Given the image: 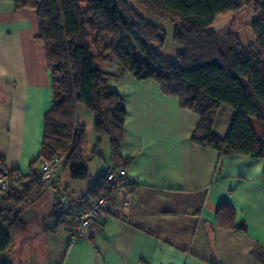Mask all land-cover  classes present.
<instances>
[{"label":"crops","instance_id":"crops-1","mask_svg":"<svg viewBox=\"0 0 264 264\" xmlns=\"http://www.w3.org/2000/svg\"><path fill=\"white\" fill-rule=\"evenodd\" d=\"M38 33L35 10L0 0V158L7 173L23 177L40 154L52 108L53 76ZM124 76L111 88L126 110L119 155L128 160L123 168L132 182L118 199L130 194L132 201L112 206L85 236H74L57 196L86 208L95 179L74 181L62 167L17 220L1 224L11 235L3 258L11 264H264V159L220 157L192 143L195 113L153 80ZM233 115L221 105L213 132L224 138ZM5 197L0 190V202ZM221 203L232 206L233 223L245 230L218 222Z\"/></svg>","mask_w":264,"mask_h":264},{"label":"trees","instance_id":"trees-1","mask_svg":"<svg viewBox=\"0 0 264 264\" xmlns=\"http://www.w3.org/2000/svg\"><path fill=\"white\" fill-rule=\"evenodd\" d=\"M15 8H30L38 18V38L52 79V108L45 114L41 150L27 177L7 173L6 197L0 202V264H11L3 253L11 243L1 226L17 220L19 210L36 199L45 185L36 164L63 156L70 178L85 181L88 169L82 154L85 131L78 121L77 106L83 104L96 117L94 154L106 137L111 148L112 169L124 167L119 146L123 140L126 110L121 95L102 72L109 57L137 80H153L165 95L175 96L181 108L199 117L190 140L214 149L220 157L231 154L264 159V0L250 21L255 42L243 46L231 31L209 30L218 16L236 12V0H12ZM147 16L175 23L176 62L163 59L153 48L164 36ZM234 111L224 138L213 123L219 107ZM110 171V170H108ZM107 171V172H108ZM99 175L88 190L95 198L106 191V174ZM25 180L28 183H25ZM217 220L224 227L245 230L233 223L234 210L218 205Z\"/></svg>","mask_w":264,"mask_h":264},{"label":"rangeland","instance_id":"rangeland-1","mask_svg":"<svg viewBox=\"0 0 264 264\" xmlns=\"http://www.w3.org/2000/svg\"><path fill=\"white\" fill-rule=\"evenodd\" d=\"M127 1L132 7L137 8L136 0ZM236 1L239 4L238 10L236 12L218 16L215 22L209 27V30L215 32L231 31L239 37L243 46L247 47L248 45L255 42V36L251 29L250 21L252 18L257 17L258 11L256 10V5H258V2L261 0ZM147 21L159 27L161 30L160 33L164 36L163 45L158 46L154 44L153 48L167 62L175 63L176 54L179 50V47L174 42L175 23L166 19H159L152 16H147ZM101 66L102 72L110 86L113 85L115 87L120 78H122V80L125 78L124 75L132 76L129 71L122 69L109 57L103 59ZM77 116L79 123L82 124L85 131L86 140L83 146L82 154L85 159V165L88 169L89 178L82 182L87 183L104 173L107 167L112 164L111 148L109 140L104 137L101 139L97 150L98 153L94 154L93 151L95 150L94 146L97 139V134L94 130L96 117L87 111L85 106L81 103H79L77 106ZM64 169L63 175L68 174V167H64ZM58 211L60 212V210Z\"/></svg>","mask_w":264,"mask_h":264},{"label":"built area","instance_id":"built-area-1","mask_svg":"<svg viewBox=\"0 0 264 264\" xmlns=\"http://www.w3.org/2000/svg\"><path fill=\"white\" fill-rule=\"evenodd\" d=\"M63 162V156L58 155L51 161H44L40 164L39 179L49 188L54 182L56 174L60 171ZM3 160L0 158V190L8 191V182L1 165ZM106 191L101 195L89 200L86 208H73L64 196H57V205L61 211L62 217L66 218L74 236L83 237L91 229L93 224L112 206L116 204L128 205L132 201L130 194L126 195L124 200H119L123 189L129 187L132 182L131 176L123 167L113 169L106 174Z\"/></svg>","mask_w":264,"mask_h":264}]
</instances>
